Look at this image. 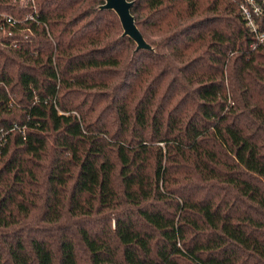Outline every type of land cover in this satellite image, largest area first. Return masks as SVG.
I'll use <instances>...</instances> for the list:
<instances>
[{
	"label": "trees",
	"instance_id": "obj_1",
	"mask_svg": "<svg viewBox=\"0 0 264 264\" xmlns=\"http://www.w3.org/2000/svg\"><path fill=\"white\" fill-rule=\"evenodd\" d=\"M34 1L40 23L0 29V264H264V42L240 0H133L155 51L104 0Z\"/></svg>",
	"mask_w": 264,
	"mask_h": 264
},
{
	"label": "built area",
	"instance_id": "obj_2",
	"mask_svg": "<svg viewBox=\"0 0 264 264\" xmlns=\"http://www.w3.org/2000/svg\"><path fill=\"white\" fill-rule=\"evenodd\" d=\"M16 1V0H15ZM22 4L32 3L33 12L27 13L24 17H16L14 14L9 12L0 11V29L4 31V36H11L15 30L23 27L25 22L34 21L40 23V15L34 4V0H19ZM239 9L241 14L246 21V24L256 34L257 43L264 42V31H259L257 23L258 17L264 14V0H240ZM19 40L14 39L11 42L12 46H17ZM256 47V46H254Z\"/></svg>",
	"mask_w": 264,
	"mask_h": 264
},
{
	"label": "water",
	"instance_id": "obj_3",
	"mask_svg": "<svg viewBox=\"0 0 264 264\" xmlns=\"http://www.w3.org/2000/svg\"><path fill=\"white\" fill-rule=\"evenodd\" d=\"M133 0H104L99 5L100 9L114 10L121 20L123 36H129L136 42L135 51L148 49L155 51V47L149 43L136 23L135 15L132 13Z\"/></svg>",
	"mask_w": 264,
	"mask_h": 264
},
{
	"label": "rangeland",
	"instance_id": "obj_4",
	"mask_svg": "<svg viewBox=\"0 0 264 264\" xmlns=\"http://www.w3.org/2000/svg\"><path fill=\"white\" fill-rule=\"evenodd\" d=\"M154 46V45H153ZM155 47V46H154ZM155 50H157V48L155 47Z\"/></svg>",
	"mask_w": 264,
	"mask_h": 264
}]
</instances>
